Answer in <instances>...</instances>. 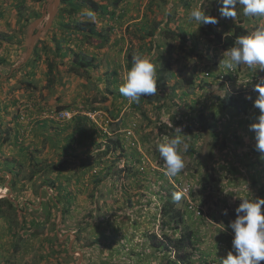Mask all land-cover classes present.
Masks as SVG:
<instances>
[{
    "label": "rangeland",
    "instance_id": "374dc122",
    "mask_svg": "<svg viewBox=\"0 0 264 264\" xmlns=\"http://www.w3.org/2000/svg\"><path fill=\"white\" fill-rule=\"evenodd\" d=\"M93 1L108 4V14L67 19L60 0L46 26L47 0H0V200L16 208L1 205L0 264H183L175 259L181 238L190 243L184 264H221L240 198L264 199V158L249 130L264 70L225 69L215 34L237 25L251 34L264 17L237 5V16L225 18L220 0ZM197 8L218 23H190ZM75 19L91 21L96 34L74 28ZM168 29L184 31L186 43L166 38ZM75 53L94 64L77 68ZM130 54L148 58L157 78L170 73L139 103L119 92ZM225 91L245 96L249 114L220 110L213 97ZM62 111L69 117L54 116ZM177 127L190 147L180 149L185 168L168 177L157 145ZM174 192L183 193L178 203ZM174 219L178 229L164 225Z\"/></svg>",
    "mask_w": 264,
    "mask_h": 264
},
{
    "label": "clouds",
    "instance_id": "9594fccd",
    "mask_svg": "<svg viewBox=\"0 0 264 264\" xmlns=\"http://www.w3.org/2000/svg\"><path fill=\"white\" fill-rule=\"evenodd\" d=\"M220 3L223 5L220 9L221 15L225 18L233 19L237 16V5L243 6V14L246 17H264V0H220ZM88 15L93 16L91 12ZM187 19L197 25L218 23L215 17L206 15L203 9L199 8L190 10ZM235 43L236 46L223 53L225 58L221 63L225 69L235 70L240 65H246L248 68L259 66L260 70H264V28L257 29L250 35L237 37ZM255 91L258 97L254 101V107L259 109L260 115L256 117V122L249 126V130L254 133V150L264 158V78L255 86ZM119 92L133 103H139L142 95L149 97L157 95L155 65L148 58L134 56L132 66L127 71ZM174 130L176 132L174 137H166L165 142L157 145L166 167L165 175L168 177H176L185 168L180 149L182 146L183 151L187 152L190 147L183 139L186 135L182 134V129L177 127ZM182 196V192H174L173 202H180ZM240 201L234 210L235 219L227 225L233 233L232 251L220 262L221 264H260L264 261V211H262L264 199L253 200L241 197ZM221 214L227 216V209Z\"/></svg>",
    "mask_w": 264,
    "mask_h": 264
},
{
    "label": "trees",
    "instance_id": "16d2710c",
    "mask_svg": "<svg viewBox=\"0 0 264 264\" xmlns=\"http://www.w3.org/2000/svg\"><path fill=\"white\" fill-rule=\"evenodd\" d=\"M43 0H37V2H42ZM118 2H120L121 0H117ZM117 1L115 2V6L117 3ZM61 4L62 6H60V11H62V13L65 14V17L67 19H71V18H76V17H85L88 19H91L88 15L89 12H91L93 14L92 17H104L106 14H108V9L110 8L108 6V4H104V3H97L94 2L93 0H61ZM87 9L88 11L85 12L84 10ZM113 15V14H112ZM59 19H61V15L59 17ZM80 21L79 19H75ZM170 18L167 19L166 21V26L168 25V23ZM92 25L93 23H91V21H80V22H76L74 28H78L79 31H81L82 33H85L86 29H88L90 31V29L92 30ZM159 23H153V26L151 27V32L149 33L150 36H152L156 30L158 29ZM60 27L64 28L65 30L70 29L69 27H67V25L60 23ZM160 29V28H159ZM161 30V29H160ZM92 34H96L95 31L92 30ZM148 35V34H147ZM164 35L166 38H170L172 40H178L181 41L182 43H186V36L184 31L182 30H178V31H171L170 29L166 30L164 32ZM246 35H250L249 31H247L246 29H244L242 26L237 25L234 27L233 31L231 32V34L225 35V36H221L219 34H215V39L217 44L224 50H228L231 47L236 46V39L237 37L240 36H246ZM84 36V35H83ZM85 37V36H84ZM97 37H102L103 38V42H107L108 41V36L104 37L103 35H98ZM86 38H90V35L86 34ZM92 38V37H91ZM152 42V41H151ZM60 43L61 41H56V45L57 47L55 48V51L59 52L61 51L60 49ZM168 43V42H166ZM164 43V44H166ZM167 47H170V45H167ZM184 47V45L180 46V48L182 49ZM67 50H63V52L61 54H66ZM75 57L79 59V63H76L75 66H77V68H82L85 66H90L91 64H94L95 61V57H87L84 55H81L80 53H75ZM134 56H132L131 54L128 56L127 58V71L130 70L131 66H132V59ZM0 64H1V60H0ZM97 66V65H96ZM79 69V70H80ZM47 72L51 75H53V65L52 64H48L47 65ZM157 74H159L157 80L158 83L161 85L164 83V81L167 79V75L170 76V73L168 72V74H164V73H160V71L157 72ZM116 77V74H115ZM227 79H231L229 76L226 77ZM187 83H190L192 81V77H188L186 79ZM216 101V103L218 104V106L220 107V110H231L234 111L238 116H243V115H248L249 114V107H250V102L245 98V96L243 95H235L234 93L231 92H224L222 95H215L213 97ZM141 101V99H140ZM153 99L148 97V103L152 104L153 103ZM202 116V115H200ZM210 133H214V127L213 126H206V127H202L200 132H205V131H209ZM121 143L119 140H116L114 142V148L116 149L118 148H122L121 147ZM104 154V153H103ZM2 204H7L9 205V207H11L12 210H16L14 204L12 202L9 201V199H2L0 200V209H1V205ZM170 223L169 228L173 229H178L179 225L181 223V219H174L173 221H168L166 224L164 225H168ZM164 228V227H163ZM159 246H161V243H158ZM190 243H189V238H181L179 239V241L175 242V250L177 252L175 259L177 262H181L184 264L183 262V258L181 256V251L186 248L189 247ZM169 264H175V262H171ZM177 264V263H176Z\"/></svg>",
    "mask_w": 264,
    "mask_h": 264
},
{
    "label": "water",
    "instance_id": "95a60500",
    "mask_svg": "<svg viewBox=\"0 0 264 264\" xmlns=\"http://www.w3.org/2000/svg\"><path fill=\"white\" fill-rule=\"evenodd\" d=\"M47 2H48L49 5L47 7L46 13L43 14L42 18H44V16L47 17L48 21H47V25L46 26H49L50 21L53 19V17L56 14L59 0H52V1L47 0ZM39 21H41V20H37L36 22L38 23ZM32 49H33L32 46L30 47V49L28 48L27 55H30V53L32 52Z\"/></svg>",
    "mask_w": 264,
    "mask_h": 264
},
{
    "label": "built area",
    "instance_id": "2783aa9c",
    "mask_svg": "<svg viewBox=\"0 0 264 264\" xmlns=\"http://www.w3.org/2000/svg\"><path fill=\"white\" fill-rule=\"evenodd\" d=\"M56 117H61V118H64V116H68L69 117V113L68 112H62V113H59L58 115H54ZM127 135L130 136L131 133L130 132H127Z\"/></svg>",
    "mask_w": 264,
    "mask_h": 264
}]
</instances>
